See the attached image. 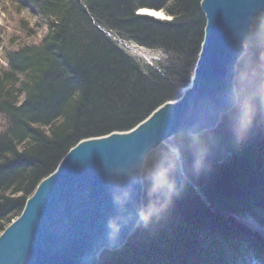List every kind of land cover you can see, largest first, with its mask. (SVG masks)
<instances>
[{"label": "trees", "instance_id": "trees-1", "mask_svg": "<svg viewBox=\"0 0 264 264\" xmlns=\"http://www.w3.org/2000/svg\"><path fill=\"white\" fill-rule=\"evenodd\" d=\"M200 2L6 0L12 31L0 64V234L76 144L130 131L180 98L203 41ZM140 9L161 10L172 21L142 16ZM26 10L48 26L32 43L29 24L20 16ZM263 19L264 14L256 19L246 44L254 59L264 56ZM122 40L163 58L144 64L119 47ZM197 138L209 149L210 167L192 177L162 219L138 227L123 249L105 252L99 264H264L257 246L225 218L250 216L264 226V121L238 146L231 137V113ZM175 145L189 169L197 144L180 136ZM169 158L164 145L149 157L144 205L152 175Z\"/></svg>", "mask_w": 264, "mask_h": 264}, {"label": "water", "instance_id": "water-1", "mask_svg": "<svg viewBox=\"0 0 264 264\" xmlns=\"http://www.w3.org/2000/svg\"><path fill=\"white\" fill-rule=\"evenodd\" d=\"M205 27L190 84L127 132L80 141L26 200L0 234V264H99L123 249L144 206V169L151 154L177 137L216 130L231 113L226 96L264 0H201ZM130 193L123 204L120 193ZM117 221V241L109 222ZM227 222L232 225L233 220Z\"/></svg>", "mask_w": 264, "mask_h": 264}, {"label": "clouds", "instance_id": "clouds-1", "mask_svg": "<svg viewBox=\"0 0 264 264\" xmlns=\"http://www.w3.org/2000/svg\"><path fill=\"white\" fill-rule=\"evenodd\" d=\"M226 102L231 111V137L235 145L247 141L256 125L264 121V56L254 59L246 51L241 54L233 67ZM197 144L189 169H185L181 149L169 146L170 158L151 177L148 190V202L136 213V227H148L153 221L162 219L172 207L192 177L199 176L210 167L209 149L200 145L198 138L192 134ZM130 193L123 192L116 196L118 204L125 203ZM121 225L113 220L109 222V237L117 241Z\"/></svg>", "mask_w": 264, "mask_h": 264}, {"label": "rangeland", "instance_id": "rangeland-1", "mask_svg": "<svg viewBox=\"0 0 264 264\" xmlns=\"http://www.w3.org/2000/svg\"><path fill=\"white\" fill-rule=\"evenodd\" d=\"M6 4H7L6 0H0V64H5V61L3 59V53H4L3 47H6L7 35L12 31V28L10 25V23L12 22V19L8 17L7 15L8 11H7V8H5V6H9L11 8L12 6L8 4L6 5ZM142 10H145V9H140L138 11V14L145 16L140 13V11ZM146 10L162 12L165 15V17L163 18H153L151 16H145V17H149V18H152L158 21H165V22L172 21V18L167 16L161 10H153V9H146ZM20 16L29 24V28L31 30L30 37L27 38L28 43L30 42L32 43L36 40L42 39L44 35L47 33L48 31L47 24L44 22V20L39 15L35 14L32 10L21 11ZM17 17L19 18V16ZM9 25H10V28H9ZM18 34H20V36H22L23 38L26 37L23 33H18ZM20 36L18 35V37H16L15 40L17 42L18 40H22V39H19ZM118 45L120 48L126 51L130 56L134 57L135 59H137L138 61H141L144 64L153 65L154 63L160 62L161 59L163 58V55H161V53L146 50L145 48L137 46L136 44L130 41L122 40L119 42ZM175 144H176V138L171 141H167L164 146L169 149L170 145H175ZM230 220H233L234 224H236V225H232V224L230 225L234 226L237 229L239 236L243 237L247 241H250L251 245L257 246V248L255 249L256 255L260 256L261 262H263L264 261V251H262L261 249H264V237L259 235L257 228L262 230L264 229V226H261L253 217H250V216H245V217L233 216L231 217ZM251 222H253L255 226L254 225L250 226L249 224H251ZM209 232L210 231L206 229L203 231L204 234L211 236Z\"/></svg>", "mask_w": 264, "mask_h": 264}, {"label": "bare ground", "instance_id": "bare-ground-1", "mask_svg": "<svg viewBox=\"0 0 264 264\" xmlns=\"http://www.w3.org/2000/svg\"><path fill=\"white\" fill-rule=\"evenodd\" d=\"M140 13L145 15V16H151L153 18H163V17H165V15L162 12H155V11L146 10V9L140 11ZM227 218H228V220H230L229 217H227ZM249 225L253 226L254 223L251 222V224H249ZM257 230H258L259 235L264 237V229L261 230V229L257 228ZM261 250L264 251V249H261Z\"/></svg>", "mask_w": 264, "mask_h": 264}]
</instances>
